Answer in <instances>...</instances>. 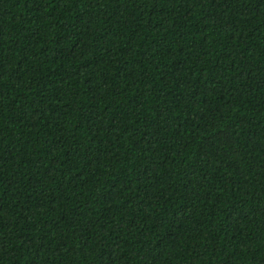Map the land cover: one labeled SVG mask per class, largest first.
Returning <instances> with one entry per match:
<instances>
[{"label":"trees","instance_id":"trees-1","mask_svg":"<svg viewBox=\"0 0 264 264\" xmlns=\"http://www.w3.org/2000/svg\"><path fill=\"white\" fill-rule=\"evenodd\" d=\"M0 264H264V0H0Z\"/></svg>","mask_w":264,"mask_h":264}]
</instances>
